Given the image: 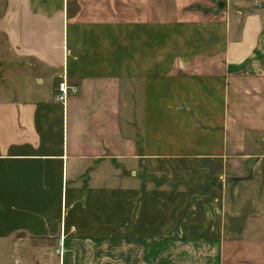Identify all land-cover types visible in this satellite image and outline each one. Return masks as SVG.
I'll list each match as a JSON object with an SVG mask.
<instances>
[{
	"label": "crops",
	"instance_id": "0c3cea01",
	"mask_svg": "<svg viewBox=\"0 0 264 264\" xmlns=\"http://www.w3.org/2000/svg\"><path fill=\"white\" fill-rule=\"evenodd\" d=\"M262 4L0 0V264H264Z\"/></svg>",
	"mask_w": 264,
	"mask_h": 264
},
{
	"label": "rangeland",
	"instance_id": "374dc122",
	"mask_svg": "<svg viewBox=\"0 0 264 264\" xmlns=\"http://www.w3.org/2000/svg\"><path fill=\"white\" fill-rule=\"evenodd\" d=\"M194 187H197V186H194ZM45 218V217H44ZM63 219H64V211H63ZM56 241H57V239H56ZM57 243H58V241H57ZM34 245H37V244H35V243H33ZM32 244V245H33ZM49 244V243H48ZM55 243H52V244H50V246L52 247V246H55L54 245ZM30 245H31V243H30ZM57 246V245H56ZM40 253H42L41 255H39V254H37V255H35L34 256V254H29V258L27 259V264H39V262H41L42 261V258H45L46 257V252H44V251H39ZM31 255H33L34 257L33 258H31ZM36 258V259H35ZM61 258V257H60ZM53 261V264H59V260H58V257L57 256H55L54 257V259L52 260ZM13 264H19V262H18V259H15V260H13Z\"/></svg>",
	"mask_w": 264,
	"mask_h": 264
},
{
	"label": "built area",
	"instance_id": "2783aa9c",
	"mask_svg": "<svg viewBox=\"0 0 264 264\" xmlns=\"http://www.w3.org/2000/svg\"><path fill=\"white\" fill-rule=\"evenodd\" d=\"M60 96L59 100L65 103L66 97H67V92H68V86L66 83V77L62 78V82L59 84V89H58Z\"/></svg>",
	"mask_w": 264,
	"mask_h": 264
},
{
	"label": "water",
	"instance_id": "95a60500",
	"mask_svg": "<svg viewBox=\"0 0 264 264\" xmlns=\"http://www.w3.org/2000/svg\"><path fill=\"white\" fill-rule=\"evenodd\" d=\"M261 8H264V4L261 5Z\"/></svg>",
	"mask_w": 264,
	"mask_h": 264
}]
</instances>
